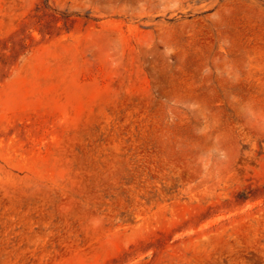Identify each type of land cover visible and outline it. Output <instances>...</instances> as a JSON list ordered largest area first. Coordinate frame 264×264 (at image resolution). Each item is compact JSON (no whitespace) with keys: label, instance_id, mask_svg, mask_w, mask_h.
I'll return each mask as SVG.
<instances>
[{"label":"rangeland","instance_id":"1","mask_svg":"<svg viewBox=\"0 0 264 264\" xmlns=\"http://www.w3.org/2000/svg\"><path fill=\"white\" fill-rule=\"evenodd\" d=\"M0 264H264V0H0Z\"/></svg>","mask_w":264,"mask_h":264}]
</instances>
